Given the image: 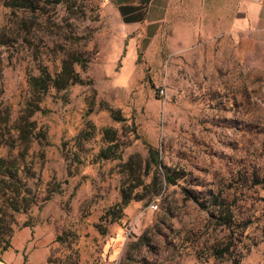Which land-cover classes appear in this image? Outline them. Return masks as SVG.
Here are the masks:
<instances>
[{
	"label": "rangeland",
	"instance_id": "rangeland-1",
	"mask_svg": "<svg viewBox=\"0 0 264 264\" xmlns=\"http://www.w3.org/2000/svg\"><path fill=\"white\" fill-rule=\"evenodd\" d=\"M242 3L168 0L131 30L117 0H0V156L20 167L6 183L0 170V194L28 179L35 200L4 214L0 259L264 264V35L242 29ZM72 58L81 81L49 89L24 150L30 77ZM107 128L119 158L98 156ZM223 200L234 218L221 225Z\"/></svg>",
	"mask_w": 264,
	"mask_h": 264
},
{
	"label": "trees",
	"instance_id": "trees-1",
	"mask_svg": "<svg viewBox=\"0 0 264 264\" xmlns=\"http://www.w3.org/2000/svg\"><path fill=\"white\" fill-rule=\"evenodd\" d=\"M151 1L152 0H141V3L147 7ZM5 4L6 6L12 8H29L31 10H36L38 8L39 0H5ZM75 62H78L77 58L64 60L62 70L56 76H53L46 69H42L38 75L30 77L29 85L31 87L32 93L31 98H29V100L26 102V108L24 112L26 111L27 114L26 116H23V119H26L25 124H27V126H31L32 129H29L24 124V122L23 126L18 127V130L20 131L19 139L23 140L22 142L24 150H27V148H29L30 132L34 128V123H32V121H29V119L35 112L41 110L39 104L43 101L49 89L54 88L60 91L69 87L70 85L76 84L81 81L78 72L74 68ZM115 113L117 114V111H113V115L115 116V118H118L116 117L117 115ZM105 136L109 143L107 147L101 149L98 156L104 159L119 158L120 154L115 150L118 139L114 136L113 129L107 128L105 130ZM149 151L152 158L155 160V163L160 164L158 161L159 152L152 147H150ZM19 168L20 167L13 164V161L10 160V158L0 156V170L3 171V183L8 182V178L15 179ZM24 171L25 169L23 170V172ZM27 176L30 177L31 175ZM167 178L170 182L175 183L176 179L172 175L168 174ZM10 182H13V180H11ZM1 190L3 193L0 194V198H2V200L0 201V250L6 251L11 246L10 237L12 235L13 228L10 222L5 219L4 214H7L8 210L25 212L32 206L35 200L34 197L31 196L32 188L29 185L28 179L23 182V189L19 187V184L17 182H13L7 187H4L3 185L1 187ZM127 203L128 200L126 197V193L124 192L122 202L120 203V214L123 213V209L127 205ZM217 206L220 213L223 214V217L226 216L220 224H230L234 218V212L232 211L228 203L223 200L219 202ZM226 211L227 213L225 214ZM5 230L9 231L8 237H5L3 235Z\"/></svg>",
	"mask_w": 264,
	"mask_h": 264
},
{
	"label": "crops",
	"instance_id": "crops-1",
	"mask_svg": "<svg viewBox=\"0 0 264 264\" xmlns=\"http://www.w3.org/2000/svg\"><path fill=\"white\" fill-rule=\"evenodd\" d=\"M117 1L123 9L124 25L131 30L140 26H145L149 30L150 26L161 21L168 4V0H152L146 7L141 3V0ZM241 5V14L238 18L242 29H250L264 35V0H243ZM134 55L132 50V58ZM10 263L11 256H3L0 259V264Z\"/></svg>",
	"mask_w": 264,
	"mask_h": 264
},
{
	"label": "built area",
	"instance_id": "built-area-1",
	"mask_svg": "<svg viewBox=\"0 0 264 264\" xmlns=\"http://www.w3.org/2000/svg\"><path fill=\"white\" fill-rule=\"evenodd\" d=\"M159 92H160L161 95H165V94H166V90H165L164 87L161 88V89L159 90ZM151 208L155 210V209H157V205H156V204H152V205H151Z\"/></svg>",
	"mask_w": 264,
	"mask_h": 264
},
{
	"label": "bare ground",
	"instance_id": "bare-ground-1",
	"mask_svg": "<svg viewBox=\"0 0 264 264\" xmlns=\"http://www.w3.org/2000/svg\"><path fill=\"white\" fill-rule=\"evenodd\" d=\"M127 66H124V71H123V73H126V71H127V69L129 68L128 66H130V64H132L131 62H130V64H129V62H127Z\"/></svg>",
	"mask_w": 264,
	"mask_h": 264
}]
</instances>
